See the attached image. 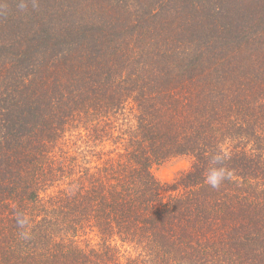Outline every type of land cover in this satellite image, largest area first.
I'll use <instances>...</instances> for the list:
<instances>
[{"label":"trees","instance_id":"trees-1","mask_svg":"<svg viewBox=\"0 0 264 264\" xmlns=\"http://www.w3.org/2000/svg\"><path fill=\"white\" fill-rule=\"evenodd\" d=\"M20 3L0 0V264H264V0Z\"/></svg>","mask_w":264,"mask_h":264},{"label":"clouds","instance_id":"clouds-1","mask_svg":"<svg viewBox=\"0 0 264 264\" xmlns=\"http://www.w3.org/2000/svg\"><path fill=\"white\" fill-rule=\"evenodd\" d=\"M32 7H37V0H31ZM26 0H21L19 8L21 10L26 9ZM228 154L226 152L217 151L211 155L210 166L207 169L205 176V181L213 189H218L221 184L230 178V171L225 163L228 159ZM16 225L21 229L19 236L23 240L31 239V222L30 217L24 213H18L16 215Z\"/></svg>","mask_w":264,"mask_h":264},{"label":"rangeland","instance_id":"rangeland-1","mask_svg":"<svg viewBox=\"0 0 264 264\" xmlns=\"http://www.w3.org/2000/svg\"><path fill=\"white\" fill-rule=\"evenodd\" d=\"M189 159L184 156L173 157L153 168L156 179L162 183L170 182L174 176L185 170L189 166Z\"/></svg>","mask_w":264,"mask_h":264}]
</instances>
